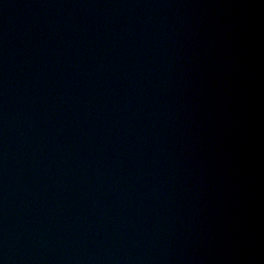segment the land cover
I'll use <instances>...</instances> for the list:
<instances>
[{
    "label": "water",
    "instance_id": "1",
    "mask_svg": "<svg viewBox=\"0 0 264 264\" xmlns=\"http://www.w3.org/2000/svg\"><path fill=\"white\" fill-rule=\"evenodd\" d=\"M0 264H264V0H0Z\"/></svg>",
    "mask_w": 264,
    "mask_h": 264
}]
</instances>
